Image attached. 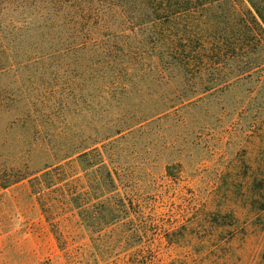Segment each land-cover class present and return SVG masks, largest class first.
Returning a JSON list of instances; mask_svg holds the SVG:
<instances>
[{
    "label": "trees",
    "instance_id": "obj_1",
    "mask_svg": "<svg viewBox=\"0 0 264 264\" xmlns=\"http://www.w3.org/2000/svg\"><path fill=\"white\" fill-rule=\"evenodd\" d=\"M10 72L60 124L54 162L29 182L53 230L68 211L89 233L88 249L67 254L68 264L105 260L110 231L146 215L121 191L116 151L129 135L172 116L184 123L179 111L238 94L232 112L223 107L234 123L226 132L245 119L239 130L259 136L264 154V0H0V75ZM260 172L250 204L263 209ZM126 238L142 235L129 229Z\"/></svg>",
    "mask_w": 264,
    "mask_h": 264
},
{
    "label": "rangeland",
    "instance_id": "obj_2",
    "mask_svg": "<svg viewBox=\"0 0 264 264\" xmlns=\"http://www.w3.org/2000/svg\"><path fill=\"white\" fill-rule=\"evenodd\" d=\"M14 75H0V264H68L67 254L88 249L89 233L65 211L53 223L59 242L29 182L54 162L50 145H59L60 124L47 120L41 103L23 93L28 83L21 89ZM239 97L199 102L179 111L184 123L172 116L120 142L121 191L146 215H129L110 231L98 264H264V208L250 204L252 178L264 165L261 139L243 137L245 119L228 134L232 114L222 116ZM129 229L142 239L127 242Z\"/></svg>",
    "mask_w": 264,
    "mask_h": 264
}]
</instances>
